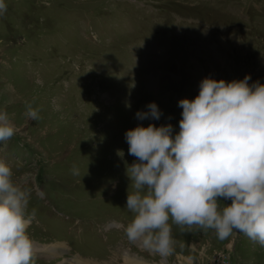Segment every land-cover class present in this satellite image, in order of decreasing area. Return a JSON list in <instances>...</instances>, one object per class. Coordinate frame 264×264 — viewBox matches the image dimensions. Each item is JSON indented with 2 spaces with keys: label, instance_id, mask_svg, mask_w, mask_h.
<instances>
[{
  "label": "rangeland",
  "instance_id": "374dc122",
  "mask_svg": "<svg viewBox=\"0 0 264 264\" xmlns=\"http://www.w3.org/2000/svg\"><path fill=\"white\" fill-rule=\"evenodd\" d=\"M5 3L0 111L17 131L0 142V159L30 194L32 240L65 248L34 250L31 264H264V246L237 230L219 239L170 219L163 257L124 230L134 216L126 167L136 159L125 132L153 122L135 113L155 101L154 122L178 131V101L194 98L205 76L264 82V0ZM66 252L79 257L61 260Z\"/></svg>",
  "mask_w": 264,
  "mask_h": 264
},
{
  "label": "clouds",
  "instance_id": "9594fccd",
  "mask_svg": "<svg viewBox=\"0 0 264 264\" xmlns=\"http://www.w3.org/2000/svg\"><path fill=\"white\" fill-rule=\"evenodd\" d=\"M6 9L0 0V14ZM250 79V74L230 81L205 76L194 98L178 101V131L171 123L154 122L162 115L157 102L137 110L138 120L153 122L125 132L128 154L136 158L126 167L134 189L125 205L134 213L124 228L130 241L167 256L171 219L214 229L219 239L237 230L264 246V82ZM26 115L37 119L31 106ZM16 131L0 111V142ZM12 176L10 164L0 159V264H31L27 229L36 210L28 211L30 194Z\"/></svg>",
  "mask_w": 264,
  "mask_h": 264
},
{
  "label": "bare ground",
  "instance_id": "6f19581e",
  "mask_svg": "<svg viewBox=\"0 0 264 264\" xmlns=\"http://www.w3.org/2000/svg\"><path fill=\"white\" fill-rule=\"evenodd\" d=\"M29 207H31L29 204H28ZM30 234V233H29ZM43 236V235H42ZM65 240V239H64ZM61 241V240H60ZM40 242V241H39ZM56 242H59V241H56ZM63 242V241H62ZM41 243V242H40ZM51 242H49V244L47 242H43L41 243L40 245L38 243L35 242V240L33 241V247H34V250H39L40 252L44 251L45 253H49V254H54L55 256L58 255L57 251H58V247H62L63 249H65L63 247V245H59L57 246L58 244L57 243H52L50 244ZM65 246V245H64ZM65 251V250H64ZM59 252V251H58ZM67 253V252H66ZM73 253V252H72ZM79 255V254H78ZM34 257V256H33ZM79 256L77 255H72L70 253H67L66 255H63L62 258H60L61 260H72L73 258H78ZM59 259V260H60ZM128 260V259H127ZM58 261V260H57ZM129 262V261H128ZM106 264V263H105ZM110 264V263H109Z\"/></svg>",
  "mask_w": 264,
  "mask_h": 264
}]
</instances>
